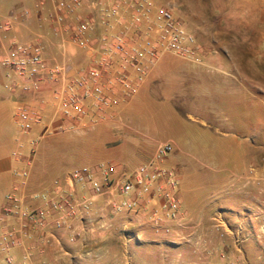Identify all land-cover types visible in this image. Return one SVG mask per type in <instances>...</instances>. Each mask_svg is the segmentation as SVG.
I'll return each instance as SVG.
<instances>
[{
    "label": "rangeland",
    "instance_id": "374dc122",
    "mask_svg": "<svg viewBox=\"0 0 264 264\" xmlns=\"http://www.w3.org/2000/svg\"><path fill=\"white\" fill-rule=\"evenodd\" d=\"M150 1L155 8L174 10L201 44L203 62L162 55L132 101L123 109L116 108L113 123L88 132L60 133L54 144L60 163L69 172L106 163L109 158L104 153L119 147L135 149L140 139L151 143L171 140L172 160L165 166L178 172L181 194L191 206L190 216L172 233H157L147 215H112L102 201L89 219L73 222L75 242L69 241L66 231H52V237H43L47 239L41 244L43 250L13 251L14 264H22L28 254L29 264H264V174L259 178V190L243 185L249 179L243 183L236 177L258 159H263L264 168V95L245 90L238 97L244 104L228 107L225 88L217 90L219 101L210 98L216 90L206 82L207 75L177 76L195 68L249 64L264 69V0ZM13 2L20 8L18 23L31 22L32 15L43 20L42 37H31L29 42H39L44 54L48 46L54 55L58 46L61 55H70L59 62L68 65L70 73L93 66L87 50L72 44L70 35L64 41L54 36L47 19L52 0L41 11L34 0ZM24 10L30 12L28 17L22 16ZM91 12L86 9L82 15ZM0 14L6 17L10 13ZM100 32L98 29L95 36ZM236 86V91L239 87L243 92L240 83ZM252 151H256L254 155ZM5 195L0 189V211ZM217 216L224 223L220 228L213 219ZM1 233L0 223V264H7Z\"/></svg>",
    "mask_w": 264,
    "mask_h": 264
},
{
    "label": "built area",
    "instance_id": "2783aa9c",
    "mask_svg": "<svg viewBox=\"0 0 264 264\" xmlns=\"http://www.w3.org/2000/svg\"><path fill=\"white\" fill-rule=\"evenodd\" d=\"M41 11L47 0H34ZM48 21L54 36L89 51L93 66L70 73L68 65L50 62L39 42L12 41L1 59L10 93L39 95L49 88L51 101L39 99L38 106L21 101L15 123L22 134L43 127L33 140L32 154L40 141L51 135L88 132L111 117V110L130 101L145 82L151 68L164 54H173L201 64L205 53L194 34L168 6L155 8L150 0H52ZM91 9L90 15L82 12ZM30 12L24 10L23 17ZM10 31V19L1 24ZM101 32L97 35V30ZM51 105L47 120L44 111ZM173 144L162 141L153 157L133 169L112 162L76 167L52 182V189L28 196L25 189L29 169L15 171L18 181L5 195L0 211L1 248L7 264H14L15 250H43L46 235L66 231L75 242V220H87L94 203L102 199L110 214L134 212L147 215L157 233L170 234L183 226L178 172L164 165ZM15 156H19L15 154ZM31 164L28 160L27 165ZM264 171V168H263ZM255 168L249 179L255 178ZM216 227L224 225L220 216ZM30 255L22 264H29Z\"/></svg>",
    "mask_w": 264,
    "mask_h": 264
},
{
    "label": "crops",
    "instance_id": "0c3cea01",
    "mask_svg": "<svg viewBox=\"0 0 264 264\" xmlns=\"http://www.w3.org/2000/svg\"><path fill=\"white\" fill-rule=\"evenodd\" d=\"M13 1L14 0H0V13L4 11H8L10 13L9 16H2L3 18L0 14V24L8 19L12 21V29L10 31H3L0 27V189L7 194L12 189L13 185L18 181V178L15 176V171L19 169H29L30 179L25 189V193L28 196H31L34 193L50 191L52 189V182L56 178L63 177L68 172V169L60 163L58 159V149L54 144V137L59 134L43 138L38 144L36 151L32 154V147H34L32 145L33 140L42 134L43 127L38 126L35 127L29 134H22L18 125L15 123V113L21 101H25L32 106H38L39 99L41 98L51 101V92L49 88H44L39 95L31 96L22 95L20 92L10 93L5 88L8 80L6 78V70L1 65L2 57L9 49L12 41L16 40L29 42L28 39L31 37H42L40 34L42 31L40 29L42 28V25H44L43 20L34 15L31 17V22L18 23L16 15L20 8H18V6L14 7L15 4ZM22 1L23 0H20V3ZM28 23L32 25L34 30H32L30 25L28 26ZM54 48L56 52H54L53 55V51L50 53L47 46V52H45L47 60L51 62H61L62 60L70 59V55H61L62 51L59 50L58 46H55ZM86 54L89 55V51H86ZM215 60L217 59L213 58V61ZM213 69L214 68H195L191 70H184L180 71L177 76L200 77L207 75L208 77L206 82L216 90V93H210V98H212V100L219 101L220 96L217 93V90L220 87L225 88L227 92L225 99L228 107H234L235 105L242 106L244 102H241L238 97H241L245 90L248 94L256 90L260 94L264 95V69L252 68L249 64L243 67H232L228 69L216 67L214 70ZM152 71L153 67L148 73L143 85L150 78ZM235 83H240L242 85L243 92H239L241 90L239 87V90L236 91L237 86L235 87ZM260 98L261 97L258 99ZM131 101L132 99L127 103L114 107L111 110V117L102 122V127L113 123V120L116 118L118 112L116 108L121 107V109H123L124 105L129 104ZM52 113V107L48 104L44 111V115L47 120L50 118ZM121 125L124 126V123H121ZM179 137L180 136H178V138ZM168 141L171 142V140ZM159 142L162 141L156 140L154 143H151V141L140 139L138 140L136 146L137 148L135 149L125 150L122 147H119L115 148L113 151L104 153L103 156L105 158H109L108 162L119 164L127 169H133L146 163L153 157L156 145ZM253 150L255 149L253 148ZM252 152L254 155L256 151ZM15 154H18L19 156H15ZM28 160H31V164L29 166L27 165ZM171 160L172 159L168 157L164 165L169 166ZM262 161L263 159H258L248 165L247 168L244 167L242 176H236L237 179H240L239 181L244 183V179H249L250 170L255 168L257 170L255 178L249 179V182L244 183L243 185L248 186V188L259 190L260 187L258 186H261L259 178L264 174ZM180 196L182 200V209L188 216H190L192 211L191 206L183 198L181 191ZM101 202L102 199L97 200L94 203L93 208L95 209L96 206L101 204Z\"/></svg>",
    "mask_w": 264,
    "mask_h": 264
}]
</instances>
